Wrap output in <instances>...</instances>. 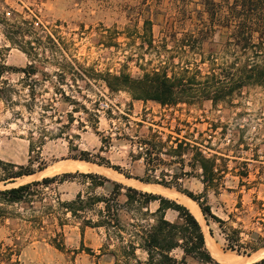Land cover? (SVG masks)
<instances>
[{"label": "rangeland", "instance_id": "rangeland-1", "mask_svg": "<svg viewBox=\"0 0 264 264\" xmlns=\"http://www.w3.org/2000/svg\"><path fill=\"white\" fill-rule=\"evenodd\" d=\"M206 18L202 0H0V159L16 165L33 161L36 166L42 159L47 163L34 174L0 182V190L80 170L190 208L195 201L176 188L148 185L105 165L73 158L88 151L93 160L101 156L124 172L142 176L143 160L134 156L139 141L154 132L164 139L178 137L179 128L182 139L189 133L199 141L214 135V147L229 158L231 167L237 162L249 164V177L242 181L252 188L239 185L241 177L233 172L226 182L232 191L218 196L210 192L209 201L220 217L227 220L235 212L245 229L260 231L262 227L253 221L258 215L254 201L264 199V86H247L218 105L205 100L198 106L162 107L154 101L134 100L126 91H111L104 81L107 73L139 76L142 69L166 67L172 74L199 62L198 55L181 49L180 40L196 34ZM4 19L35 21L36 34L28 39L38 57L7 39ZM148 19L153 37L144 25ZM227 35L226 30L217 31L204 42L205 53L210 48L221 51ZM31 64L34 68L29 72L35 73L26 76L20 69ZM211 123L219 125L215 132ZM175 171L184 189L203 191L197 178ZM111 188L110 183L92 187L89 179L77 176L43 186L31 204L8 203L0 197V251H6L0 264H118L129 241L109 238L104 227L88 222L98 220L103 204L78 216L60 204L79 193L107 195ZM158 206L159 202H152L149 209L154 212ZM132 216L136 213L121 212L124 223ZM166 217L175 221L177 212L168 210ZM202 218L208 246L220 264H253L264 258V247L251 255L228 249L218 224L208 223L203 214ZM136 254L146 257L141 249ZM188 264L202 263L188 258Z\"/></svg>", "mask_w": 264, "mask_h": 264}, {"label": "trees", "instance_id": "trees-1", "mask_svg": "<svg viewBox=\"0 0 264 264\" xmlns=\"http://www.w3.org/2000/svg\"><path fill=\"white\" fill-rule=\"evenodd\" d=\"M202 2L207 14L202 27L196 34L188 33L180 40L181 49L198 55L199 62L181 67L179 71H171L172 74L166 67L142 69L143 73L139 76L126 71L119 74L107 73L104 81L108 88L111 91H126L134 100L154 101L162 107H176L182 104L198 106L205 100L218 105L241 94L247 86H264V0ZM3 22L7 39L26 54L38 57L37 48L28 39V36L36 34L35 21L16 19L10 22L4 19ZM144 25L148 34L153 37L152 21L145 20ZM222 29L228 32L223 49L220 51L210 48L205 53L204 42L212 39ZM30 68L34 66L31 64L20 70L28 76L35 73L29 72ZM218 127L217 123H211L210 129L215 132ZM177 134L178 137L168 136L164 139L159 132H154L150 138L139 141V151L134 156L137 160H143L142 176L124 172L120 165H112L101 156L98 157L99 161L93 160L88 151H81L73 158L105 165L145 184L176 188L199 205L208 223L213 221L218 224L228 249L251 255L263 248L264 199L254 201L258 215L253 222L262 227L260 231L245 229L243 223L237 222L235 212L230 213L227 220L220 217L213 211L209 201L210 192L218 196L224 190L232 191L226 182L227 175L233 172L241 177L239 185L246 186L247 190L252 188L242 181L243 177H249V164L246 161H235L237 165L231 167L229 158L219 155L214 147V135L199 141L191 133L182 139L179 128ZM46 167L47 163L43 159L36 166L33 161L28 165H16L0 159V182L28 176ZM176 169L181 171L183 177L197 178L203 184V191L195 194L184 189L180 181L182 177L177 174ZM77 176L89 179L92 187H105L106 183L112 185L107 195L84 197L79 193L76 199L60 204L74 216L84 213L92 206L103 204V208L98 210V220L88 222L93 226L104 227L109 238L116 236L120 241H129L122 251L123 260L118 259V264H188V258L202 264H220L210 251L201 222L186 205L161 194L124 185L98 173L80 170L65 172L0 190V197L8 203L31 204L32 198L41 194L43 186L53 182L63 183ZM121 196H124V201L120 200ZM152 202H159L154 212L149 209ZM237 209H243L241 203H238ZM124 210L136 213L135 217L132 216V221H122L121 212ZM168 210L177 212L175 221L166 217ZM138 249L146 254L144 259L137 256ZM177 251L180 252L179 255L176 254ZM5 257L6 251L1 250L0 261ZM253 264H264V258Z\"/></svg>", "mask_w": 264, "mask_h": 264}, {"label": "bare ground", "instance_id": "bare-ground-1", "mask_svg": "<svg viewBox=\"0 0 264 264\" xmlns=\"http://www.w3.org/2000/svg\"><path fill=\"white\" fill-rule=\"evenodd\" d=\"M83 164H85V163L83 162ZM77 165H78V163H77ZM167 191L170 192V191H173V190H171V189L168 190L167 189ZM189 209L196 215V217L199 219V221L204 225V221H203V218H202L201 210H200V207L197 205V203L192 202V205L190 206Z\"/></svg>", "mask_w": 264, "mask_h": 264}, {"label": "water", "instance_id": "water-1", "mask_svg": "<svg viewBox=\"0 0 264 264\" xmlns=\"http://www.w3.org/2000/svg\"><path fill=\"white\" fill-rule=\"evenodd\" d=\"M149 185V184H148ZM166 188V187H165ZM189 197V196H188ZM190 199H192L191 197H189ZM193 200V199H192ZM194 201V200H193ZM199 206V205H198Z\"/></svg>", "mask_w": 264, "mask_h": 264}]
</instances>
